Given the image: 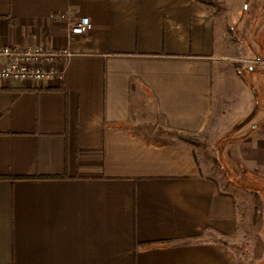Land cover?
Here are the masks:
<instances>
[{
	"label": "crops",
	"instance_id": "obj_1",
	"mask_svg": "<svg viewBox=\"0 0 264 264\" xmlns=\"http://www.w3.org/2000/svg\"><path fill=\"white\" fill-rule=\"evenodd\" d=\"M220 11L0 0V45L70 52L61 80H0V264H234L239 220L264 224V48L242 16L231 56ZM80 17L89 29L69 34L66 18ZM232 57L233 142L216 158L184 138L203 143L219 125L216 72ZM244 67L256 70L249 88Z\"/></svg>",
	"mask_w": 264,
	"mask_h": 264
},
{
	"label": "rangeland",
	"instance_id": "obj_2",
	"mask_svg": "<svg viewBox=\"0 0 264 264\" xmlns=\"http://www.w3.org/2000/svg\"><path fill=\"white\" fill-rule=\"evenodd\" d=\"M213 5L216 10H221L215 18L217 19V23L223 27V35H228L227 45L230 44L229 53L231 56H233V28H236L235 31H238L240 28L238 21L242 16H245L244 23L247 25L246 29L244 27L243 30H249L247 37L252 48H255L256 51L264 48V0H223L222 5L221 2L217 1ZM224 29H227L228 32L225 33ZM225 52L227 53L228 51L226 50ZM230 62L231 67L228 69L225 67L222 73L220 71L219 73L216 72L215 84L220 94L215 97L217 108L214 121H219V125L214 124V128H210L207 131L206 137L199 138L200 142L207 144L206 148L204 150L197 148L201 154L205 153L207 155L210 153L216 158L217 156H226V152H228L226 145L233 142V57ZM244 65L247 67L245 63ZM252 66H255V64ZM256 66H264V63ZM242 71L244 72L238 80L245 84V88H249L253 80L252 75L256 76V70L251 72L244 67ZM210 148L212 149L210 150ZM229 152L233 154L232 147H229ZM206 162L210 164V160L207 159ZM221 164L223 166H219H222V171L228 172L229 168L225 165V162L222 161ZM236 170H233L232 174L231 172L229 173L232 175L230 178L233 180L232 189L235 195L237 189L234 186H237L239 181H245L246 179L245 175L237 176ZM226 177L223 173L219 180L223 188L227 185L226 179L228 177ZM260 198L264 202V194ZM241 211L243 213L244 209H241ZM239 223L238 234L235 239L231 240V247L229 246L234 254V264H264V224L257 218L251 219V221L242 219L239 220Z\"/></svg>",
	"mask_w": 264,
	"mask_h": 264
},
{
	"label": "built area",
	"instance_id": "obj_3",
	"mask_svg": "<svg viewBox=\"0 0 264 264\" xmlns=\"http://www.w3.org/2000/svg\"><path fill=\"white\" fill-rule=\"evenodd\" d=\"M88 17L66 18L67 32L80 35L89 29ZM70 55L67 48L56 50L42 46L0 45V80L42 86L61 80L60 61Z\"/></svg>",
	"mask_w": 264,
	"mask_h": 264
},
{
	"label": "trees",
	"instance_id": "obj_4",
	"mask_svg": "<svg viewBox=\"0 0 264 264\" xmlns=\"http://www.w3.org/2000/svg\"><path fill=\"white\" fill-rule=\"evenodd\" d=\"M199 1H201L203 3H206V4H211V5H213L215 3V0H199ZM184 140L185 141H188L191 144L192 143H197V145H199L202 148H206V145H207L206 143H199L197 141L195 142V140L193 138H184ZM30 177H33V176H18V178H30ZM0 178H7V177L0 176Z\"/></svg>",
	"mask_w": 264,
	"mask_h": 264
}]
</instances>
